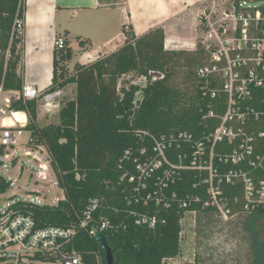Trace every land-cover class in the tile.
<instances>
[{
  "label": "trees",
  "instance_id": "obj_1",
  "mask_svg": "<svg viewBox=\"0 0 264 264\" xmlns=\"http://www.w3.org/2000/svg\"><path fill=\"white\" fill-rule=\"evenodd\" d=\"M233 1L237 5L240 0ZM257 7L264 12V2ZM24 12L25 0H0V83L15 90L23 85L18 64ZM124 35L123 44L116 50L87 64L75 63L72 71L68 66L72 59L69 42L64 38L63 49L54 47L51 81L44 90L74 85V97L59 108L57 123L37 124L36 99L19 98L11 104L12 110L27 113L26 129L34 142L47 146L65 191V199L57 206L35 209L36 218L40 224L76 227L68 247L81 253L84 264H106L104 248L96 236L75 225V213H80L92 199L99 201V217H107L114 226L103 234L113 250L115 264H164L180 254L186 212L205 216L203 220L208 216L219 218L214 206L203 205L208 198L207 184L199 182L202 175L194 170L182 169L180 177L169 179L159 194L153 184L157 178L165 181L164 167L147 176L138 168L139 164L161 158L153 147L162 136L187 133L195 140L218 126V117L202 116L209 110L223 114L227 96L217 80L202 87L196 70L206 60L203 48L200 44L193 50L165 48L162 25L140 35L124 26ZM84 42L79 41L81 45ZM180 67L185 68L186 79L195 80L190 95L171 84ZM153 72L161 76L153 78ZM133 76L146 77L145 84L132 83ZM251 86L249 96L236 99L233 106L242 110L248 107L246 119L238 124L253 131L250 142L257 151L264 144V137L257 135L263 129L264 118L255 119L254 114L264 112V91ZM211 91H215L214 96ZM234 145L223 139L215 144V151L230 154ZM165 153L174 160L175 146ZM255 153L249 157L255 159ZM214 166L220 173L239 167L250 170L245 161L223 163L216 159ZM254 172L264 177V160ZM141 183H146L145 187ZM219 189L231 214L242 217L241 226L250 243L249 264H264V201L256 197L247 200L242 182H220ZM195 196L198 200L193 199ZM182 201H187L186 207L181 206ZM142 215L155 218V225L137 223ZM184 264L203 263L194 259Z\"/></svg>",
  "mask_w": 264,
  "mask_h": 264
},
{
  "label": "built area",
  "instance_id": "obj_2",
  "mask_svg": "<svg viewBox=\"0 0 264 264\" xmlns=\"http://www.w3.org/2000/svg\"><path fill=\"white\" fill-rule=\"evenodd\" d=\"M263 2L240 0L236 5L233 1L231 10L221 11L220 17L213 8L207 13L205 10L202 12L200 20L204 35L200 45L206 60L197 68L196 74L203 88L219 77L221 91L227 96L226 110L223 114L209 110L202 116V119L215 116L220 122L200 139L194 140L191 134L179 133L177 137L162 136L155 140L153 149L161 158L144 162L145 168L138 165L145 176L158 167H164L165 181L157 178L153 184L154 191L159 194L169 179L173 181L180 177L182 169L202 175L199 182L207 184L208 194L203 205L214 206L224 220L231 214L230 207L221 196L220 182H242L247 200L256 197L258 201H264V177H257L254 172L261 168L264 160V144L256 151L250 142L253 131L238 124L246 119L248 107L242 110L233 106L236 99L249 96L252 84L264 91V12L257 7ZM16 27L20 29L19 21ZM54 47L59 50L65 47L63 36L55 38ZM140 78L146 80L144 76ZM62 91L59 88L48 92L28 84L15 90L0 83V264H84L81 253L68 247L76 227L40 224L36 218L35 209L57 206L65 199V191L47 146L34 142L26 129L27 113L11 108L12 102L19 98L37 101L41 98L51 104ZM211 95L214 96L215 91H211ZM261 116L264 118V112L254 114L255 119ZM24 132L28 133L26 137ZM257 135L264 137V122ZM223 139L229 144L235 142L230 154L215 151V144ZM172 146H175L174 160L165 153ZM252 152H256L255 159L249 157ZM216 159L223 163L228 160L233 163L245 161L250 170L239 167L220 173L214 166ZM255 182L259 183L256 185ZM141 185L145 187L146 183ZM193 199L198 200V196ZM142 201L146 203L147 199ZM187 204V201H182L181 206L186 207ZM98 210V199H92L80 213H75V225L95 236L113 229L107 217H99ZM137 223L153 227L155 218L142 215Z\"/></svg>",
  "mask_w": 264,
  "mask_h": 264
},
{
  "label": "crops",
  "instance_id": "obj_3",
  "mask_svg": "<svg viewBox=\"0 0 264 264\" xmlns=\"http://www.w3.org/2000/svg\"><path fill=\"white\" fill-rule=\"evenodd\" d=\"M205 1L25 0L18 64L23 84L42 90L48 86L57 36L69 42L72 59L74 46L78 45L79 57L73 64H87L116 50L124 42V26L140 35L162 25L165 47L192 50L198 39L197 15L202 13ZM81 40L85 41L83 45L79 43Z\"/></svg>",
  "mask_w": 264,
  "mask_h": 264
},
{
  "label": "rangeland",
  "instance_id": "obj_4",
  "mask_svg": "<svg viewBox=\"0 0 264 264\" xmlns=\"http://www.w3.org/2000/svg\"><path fill=\"white\" fill-rule=\"evenodd\" d=\"M232 2L233 0H206L201 6V12L205 10L207 13L213 8L218 12L220 17L221 11L231 10ZM201 14L197 15L199 25L196 44H200V40L204 35L200 20ZM75 45L73 59L70 62L72 65L69 63V70L71 71L74 65L73 62L79 57V52L77 51L78 45ZM165 48L170 49L169 47ZM185 71V68L182 67L177 69L172 76L171 84L183 91H187L190 95L193 92V82L195 80L193 78L190 80L186 79L184 76ZM129 75L131 76L132 74ZM129 75L125 77V80L129 78ZM131 80L135 84H145L142 78L133 76ZM217 80L219 81V77H217ZM62 92L51 104L45 103L41 98L38 99L37 113L39 114V121L37 122L36 120V122L39 126L58 122L59 108L66 100L74 97V85H68ZM23 135L26 137L28 133L24 132ZM204 217L194 212H186L183 218L184 229L180 254L166 260L164 264H184L185 262H193L194 259H199L203 264H249V259L251 258L250 243L241 226L242 217L238 218L237 215L231 214L227 220H224L220 216L219 218L206 216L207 218L203 220Z\"/></svg>",
  "mask_w": 264,
  "mask_h": 264
},
{
  "label": "water",
  "instance_id": "obj_5",
  "mask_svg": "<svg viewBox=\"0 0 264 264\" xmlns=\"http://www.w3.org/2000/svg\"><path fill=\"white\" fill-rule=\"evenodd\" d=\"M151 75L155 76V77H160L161 73L160 72H153ZM96 240L98 242H100L102 244L103 248H104L106 264H115V257L113 255V250L107 244V241H106V239L104 237V234L98 233L96 235ZM119 255H120V252L117 254V257Z\"/></svg>",
  "mask_w": 264,
  "mask_h": 264
},
{
  "label": "bare ground",
  "instance_id": "obj_6",
  "mask_svg": "<svg viewBox=\"0 0 264 264\" xmlns=\"http://www.w3.org/2000/svg\"><path fill=\"white\" fill-rule=\"evenodd\" d=\"M16 116H19L18 114H16Z\"/></svg>",
  "mask_w": 264,
  "mask_h": 264
}]
</instances>
